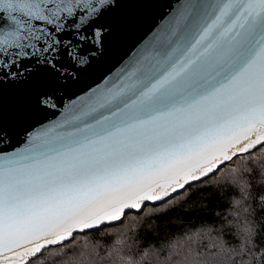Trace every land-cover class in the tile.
<instances>
[{
    "label": "snow or ice",
    "instance_id": "snow-or-ice-1",
    "mask_svg": "<svg viewBox=\"0 0 264 264\" xmlns=\"http://www.w3.org/2000/svg\"><path fill=\"white\" fill-rule=\"evenodd\" d=\"M155 2L0 0V264L62 258L78 237L162 207L264 151V0H170L118 66L66 97L68 82L114 39L108 21L125 7L147 10ZM42 73L53 86L6 103L9 91L32 86ZM38 112L53 115L37 120ZM251 171L217 180L241 199L221 216L226 227L216 230L213 254L228 248L225 234L238 239L237 225L247 221L242 200ZM149 245L166 258L171 242L118 233L91 245L93 264H154L142 259Z\"/></svg>",
    "mask_w": 264,
    "mask_h": 264
},
{
    "label": "trees",
    "instance_id": "trees-1",
    "mask_svg": "<svg viewBox=\"0 0 264 264\" xmlns=\"http://www.w3.org/2000/svg\"><path fill=\"white\" fill-rule=\"evenodd\" d=\"M234 169H251V173L246 179H250L252 188L246 201L242 200V208L247 209V219L253 222L256 228V247L254 254L243 258L234 256L229 261L230 253H222L214 256V241H218L219 226L221 216L232 211L231 201L241 199V193L233 189H225L217 186V180H221L224 175L231 173ZM264 151L255 152L252 156H245L240 160H234L229 167L225 168L219 177H214L203 184L190 187L186 192L175 195V199L170 200L162 207H147L142 214L129 215L124 222L117 227L105 226L104 229L97 230L87 236L78 237L74 245L66 250L65 256L57 258L55 253L46 256L45 264H64L65 261H72L75 257L76 264H93L94 256L91 245L111 243L112 237L118 233H124L142 240L145 244H159L162 241H170L183 252L187 253L190 260L207 261L213 260V264H236L237 260L252 261V264H264ZM167 209L166 212L163 210ZM153 212H163L155 219L160 222L157 234L147 233L143 230L139 235L135 234L136 227L145 216ZM224 239L229 246L240 243L232 234H225ZM220 252L219 249L216 253ZM83 253V255H80ZM215 253V254H216Z\"/></svg>",
    "mask_w": 264,
    "mask_h": 264
},
{
    "label": "water",
    "instance_id": "water-1",
    "mask_svg": "<svg viewBox=\"0 0 264 264\" xmlns=\"http://www.w3.org/2000/svg\"><path fill=\"white\" fill-rule=\"evenodd\" d=\"M170 0H156V2L147 10H137L125 7L108 22L112 23L115 30V36L110 41L105 55L94 62L91 67L80 74L78 81H69L64 88L66 97L80 94L82 91L99 82L114 66H118L125 53L144 35L145 32L164 14L167 10V4ZM174 2V0H171ZM6 23L5 17L0 15V25ZM53 86L46 78L45 74H40L34 84L30 87L21 88L15 91H9L6 97V103H10L12 98L25 100L40 88ZM53 114L46 112L36 113L37 120H45ZM7 120V114H6ZM19 130V129H18ZM176 195V194H174Z\"/></svg>",
    "mask_w": 264,
    "mask_h": 264
},
{
    "label": "clouds",
    "instance_id": "clouds-1",
    "mask_svg": "<svg viewBox=\"0 0 264 264\" xmlns=\"http://www.w3.org/2000/svg\"><path fill=\"white\" fill-rule=\"evenodd\" d=\"M164 212L167 211V209L163 210ZM163 214V212H153L148 216H145L140 224L136 227L135 234L139 235V232L143 230L145 234L147 233H152L153 235L157 234V229L159 227L160 222L155 219L156 216H159ZM235 215V213H230ZM231 223V221H229ZM221 227H226V225H220L219 228ZM239 234L238 239L240 241L239 243V251L238 252H230V249L233 246H229L228 248H222L220 252L214 254V256H218L222 253H230L231 255L229 256V261H231V258L234 256H249L246 253L245 249V244H247L248 248L252 249V254H254V249L257 246L256 245V228L253 225V222L249 219H247L246 223L243 222L242 218V223L237 225ZM168 248L167 253H166V258L165 257H160L159 252L160 249H157L154 245H149L150 249V254L148 257H143L142 259H149L154 262V264H166V259L167 261L170 262V264H192V260L188 258L177 246L176 244L171 242L170 246H166ZM173 256H177L178 259L172 260L171 258ZM159 258V259H157ZM199 264H213V260L209 259L207 261H199ZM236 264H250V259L248 260H237Z\"/></svg>",
    "mask_w": 264,
    "mask_h": 264
}]
</instances>
